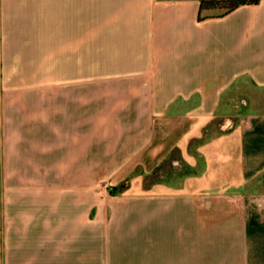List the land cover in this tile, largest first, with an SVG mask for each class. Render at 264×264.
<instances>
[{
    "label": "crops",
    "instance_id": "1",
    "mask_svg": "<svg viewBox=\"0 0 264 264\" xmlns=\"http://www.w3.org/2000/svg\"><path fill=\"white\" fill-rule=\"evenodd\" d=\"M199 2L0 0V264H264V0Z\"/></svg>",
    "mask_w": 264,
    "mask_h": 264
},
{
    "label": "trees",
    "instance_id": "2",
    "mask_svg": "<svg viewBox=\"0 0 264 264\" xmlns=\"http://www.w3.org/2000/svg\"><path fill=\"white\" fill-rule=\"evenodd\" d=\"M255 1L257 0H200L198 16L201 18L207 14L220 15L234 8L240 3ZM209 9H212V11H206V13H203L204 10Z\"/></svg>",
    "mask_w": 264,
    "mask_h": 264
},
{
    "label": "rangeland",
    "instance_id": "3",
    "mask_svg": "<svg viewBox=\"0 0 264 264\" xmlns=\"http://www.w3.org/2000/svg\"><path fill=\"white\" fill-rule=\"evenodd\" d=\"M231 117L233 116V115H230ZM228 117H223V119H221V121H224V120H226ZM197 144H198V140H196L195 141V145H194V149H195V152H196V148H197ZM169 165H170V163H168L167 161H164V162H162V164H161V166L159 167V172H161V170H168L169 168H171V167H169ZM158 175V173H157V171L155 172V173H151L148 177H147V180L148 179H152V178H154V177H156ZM106 183V177H102V178H100L98 181H97V184H96V186H97V188H102L103 190V192L105 191L104 190V187H105V184Z\"/></svg>",
    "mask_w": 264,
    "mask_h": 264
},
{
    "label": "built area",
    "instance_id": "4",
    "mask_svg": "<svg viewBox=\"0 0 264 264\" xmlns=\"http://www.w3.org/2000/svg\"><path fill=\"white\" fill-rule=\"evenodd\" d=\"M222 124L225 125V126H228V125L231 124V121H228V119H226V120H224V121L222 122Z\"/></svg>",
    "mask_w": 264,
    "mask_h": 264
}]
</instances>
